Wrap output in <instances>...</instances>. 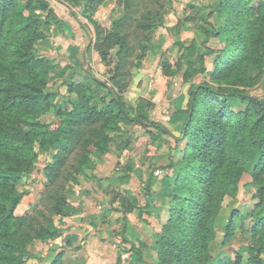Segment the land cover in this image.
I'll return each mask as SVG.
<instances>
[{
  "label": "rangeland",
  "instance_id": "obj_1",
  "mask_svg": "<svg viewBox=\"0 0 264 264\" xmlns=\"http://www.w3.org/2000/svg\"><path fill=\"white\" fill-rule=\"evenodd\" d=\"M16 1L17 10L39 19L43 35L34 43V52L48 61L46 92L54 106L39 119L51 123L59 118L57 110L70 111L80 102L93 107L94 116L106 111L94 124L110 137L102 150L85 148L83 169L79 168L82 149L68 151L53 180L46 165L53 162L57 148L38 151L31 171L16 183L24 196L14 213L27 217L21 227L27 257L24 264H46L58 252L63 253L62 263H70L82 253L81 257L89 255L86 246L103 258L114 253V248L128 255L130 249L139 248L126 234L131 218L145 220L143 238L154 247L158 215L171 183L168 163L180 151L171 136L179 134V109L185 106L189 85L206 78L200 74L184 81L183 74L191 62L197 65L194 60L200 51H207L204 40L207 46L215 44L217 38H207L205 31L221 24L215 13L218 0ZM122 18L124 22L118 23ZM114 33L121 36L122 40L117 36L121 44H116ZM188 47L192 52L186 51ZM82 86L87 87L86 93ZM237 86L264 104V65L250 66ZM114 93L130 117L159 123L164 130L128 120L123 113L112 115L108 104L117 110L120 107ZM226 100L233 111L246 108L247 100L236 95L226 96ZM262 135L264 120L258 130V136ZM263 151L264 146L252 151L236 192L222 198L215 237L209 244L213 256L238 253L244 262L248 257V246L256 239L250 213L258 209L264 214V165L255 169L264 160ZM137 204L142 210L135 216ZM231 212L234 229L225 237ZM150 213L155 214L154 219L142 217ZM147 254V260L154 259L149 251Z\"/></svg>",
  "mask_w": 264,
  "mask_h": 264
},
{
  "label": "trees",
  "instance_id": "obj_2",
  "mask_svg": "<svg viewBox=\"0 0 264 264\" xmlns=\"http://www.w3.org/2000/svg\"><path fill=\"white\" fill-rule=\"evenodd\" d=\"M215 13L221 24L216 30L205 31L207 38H217L215 44L207 46L204 40L207 51H200L202 54L194 60L197 65L191 62L183 74L184 81L200 74L206 78L189 85L185 106L179 109V134L171 135L180 151L177 159L168 163L171 183L158 215L154 264H264V214L258 209L250 213L256 239L248 246L245 262L238 253L234 257L213 256L209 248L222 198L236 192L252 151L264 146V135L258 136L264 104L237 86L250 66L264 65V0H218ZM42 36L38 18L17 10L16 0H0V264H24L27 258L21 235L27 217L14 213L24 191L16 183L31 171L38 151L57 148L53 162L46 165L47 175L53 180L68 151L82 149L79 168L83 169L87 162L85 148L102 150L110 141L94 124L105 114L103 109L94 116L93 107L79 102L70 111L57 110L59 118L51 123L39 119L54 106L46 92L48 61L34 52V43ZM117 36L122 40L114 33L116 44H121ZM81 89L84 93L88 90L86 86ZM235 95L247 100L243 112L228 107L226 96ZM114 96L119 109L110 104L107 109L116 117L126 114L124 102ZM125 116L164 130L159 123ZM257 164L255 169L262 168L264 160ZM136 207L142 210L138 204ZM234 222L231 212L225 237L231 236ZM134 251V264H144L140 250ZM62 258L63 253L58 252L48 264H63Z\"/></svg>",
  "mask_w": 264,
  "mask_h": 264
},
{
  "label": "crops",
  "instance_id": "obj_3",
  "mask_svg": "<svg viewBox=\"0 0 264 264\" xmlns=\"http://www.w3.org/2000/svg\"><path fill=\"white\" fill-rule=\"evenodd\" d=\"M135 214H136L135 216H137V215H140L141 212L139 210H137V212ZM152 214H154V213L147 214V216L142 215V217L148 218L149 220H150L149 217H151V219H154L155 214L154 215H152ZM156 215H157V213H156ZM144 223H146L145 220L143 221V220H139L137 218L136 219L131 218L129 220V222L127 223L128 230H126V234L129 236L130 240L133 239L135 242H138V247H139L138 249H140L142 257L145 261L144 264H147L146 262H148L149 264H154L155 257H156V246H155L156 244H154V247L153 246L150 247L149 245L145 244V241H147V240L143 238L144 235L146 234L145 227H143ZM148 226H150V225H148ZM147 235H149V234H147ZM153 238L155 239L154 240V243H155L156 242L155 236ZM89 239H90V237H89ZM128 243H131V241H129ZM89 249H90L89 246L85 247V250L88 251L90 256L85 255L84 257H81L83 255V253H82L78 257H74L73 259H71L70 263L63 262V264H134L136 256H137L136 252L133 251V248H132V250L130 249L128 252V255H125V256H123L120 253L119 248H114V253L111 251L110 255L106 258H103L97 252L94 253V251L90 253ZM95 249H96V247H95ZM147 251H149L152 254V258H154V259H152V260L148 259L147 260V258H146V257H148ZM67 255L69 257H72V255H70L68 253H67ZM49 262L50 261L46 262V264H48Z\"/></svg>",
  "mask_w": 264,
  "mask_h": 264
}]
</instances>
